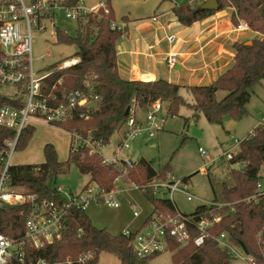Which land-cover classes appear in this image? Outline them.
Listing matches in <instances>:
<instances>
[{"label":"trees","instance_id":"16d2710c","mask_svg":"<svg viewBox=\"0 0 264 264\" xmlns=\"http://www.w3.org/2000/svg\"><path fill=\"white\" fill-rule=\"evenodd\" d=\"M79 0H67L69 5ZM218 9L230 6L233 8L231 19L234 24L242 19L260 37L234 44L235 54L232 64L208 85L182 86L164 79L150 81L127 80L119 75L115 44L125 33V28H111L115 21L109 0L105 1L108 12L99 8L96 14H86L78 19V31L70 37L60 29H56V39L64 44H72L77 48L73 56L79 61L66 68L46 69L47 76L42 79L41 93L44 97L54 94L62 100L63 95L75 89L84 88L86 81L91 82L94 93L98 96V104L92 109L88 118L78 115L59 123L69 133L74 132L81 138L89 137L94 143L106 145L113 133L124 124L128 115L124 114L129 106L145 109L154 101L166 103V114L175 116L181 105H187L194 113L204 115L209 123L221 124L224 116L239 119L246 114V104L251 97L254 84L264 80V0H217ZM260 2V6L257 3ZM199 5L182 2L173 6L172 12L178 22L185 26L200 20L216 10H197ZM122 22H127L125 16ZM185 88L192 95V102H186L180 93ZM219 91L224 95L217 97ZM20 107L22 102L0 93V106ZM34 125L24 128L17 139L16 147H23L32 137ZM239 143L238 152L228 163L230 167L228 180L219 186V195L214 192L217 202L242 200L254 191L256 175L264 163V123L253 129ZM15 136V130L0 126V158L4 141ZM44 160L41 163L11 165L9 168L10 184L21 189L25 194L34 195L37 200L62 202L64 197L58 192L55 180L58 175L68 171L74 164L83 175L89 176V183L96 184L102 192L113 188L114 178L127 177L137 185L144 184L154 176H164L166 169L155 170L151 161L140 158L134 167L124 164L105 163L98 151H90L86 147L72 149L69 146L68 157L60 161L54 146L46 143L43 146ZM1 166V162H0ZM134 169V170H133ZM124 170L126 172L124 173ZM129 174V176H128ZM187 181V177L182 178ZM86 184V185H88ZM84 185V187L86 186ZM83 187V188H84ZM153 206L152 213H173L174 206L168 199L154 198L151 188L142 191ZM30 210L28 202L18 205H4L0 209V230L10 238H18L24 234L25 220ZM204 212L211 215L216 209L205 204L198 205L190 215L198 221ZM222 218L208 229L209 235L203 245L195 247L192 243L180 245L169 239L168 250L171 251L172 264H230L233 260L225 251L217 247L213 236L223 231L229 234L233 244L242 248L247 254L256 258L258 264H264V256L258 242L264 240V199L256 203L239 202L234 210H220ZM151 213V214H152ZM150 216L145 220L146 223ZM60 239L46 244L37 253L50 262L75 260L81 255L89 254L85 263L95 264L101 252L117 257L120 264H149L157 256L138 257L131 248V235L122 232L113 235L106 228L95 226L85 213V209L70 207L63 221ZM195 233V230H192ZM76 264V261H73Z\"/></svg>","mask_w":264,"mask_h":264},{"label":"built area","instance_id":"2783aa9c","mask_svg":"<svg viewBox=\"0 0 264 264\" xmlns=\"http://www.w3.org/2000/svg\"><path fill=\"white\" fill-rule=\"evenodd\" d=\"M67 0H0V86L14 88L11 98L19 99L22 102L20 107L11 105L0 106V126L15 130V136L4 141V148L0 158V209L4 205H18L28 202L30 210L25 220V231L21 237L10 238L0 230V264H76L85 263L89 254L81 255L77 259L50 262L37 253L49 242L58 240L62 236L63 221L70 207L86 209L90 204L98 206L106 205L117 208L119 203L116 196L121 192L118 182L121 176L114 178L113 188L108 192H102L96 184H88L78 194L69 191L62 194L63 186H57L58 192L64 197L62 202L37 200L34 195L25 194L21 189L10 184L9 168L12 165L11 159L16 150V142L20 132L29 125L44 123L57 125L70 120L78 115L80 118H88L89 113L96 106H90L93 102L98 104V96L94 93L91 82L86 81L84 88L69 91L60 100L58 96L50 94L44 97L41 93L42 79L47 76L45 72L38 75L40 70H35L32 57V44L34 33L48 31L50 35H56V20L59 14L67 20L78 22L86 14H96L99 8L108 12L105 1L87 7L83 0L76 4L69 5ZM239 21V22H238ZM234 30L239 33L250 31L247 22L238 19ZM125 27L122 21H112L111 28L121 30ZM61 30V29H60ZM65 34V30H61ZM168 42L175 39L173 34L168 35ZM57 40V39H56ZM49 52H47L48 54ZM78 56H70L61 62V68L76 64ZM175 59L172 55L168 64L173 66ZM160 101H154L144 110V117L139 118L135 113V106H131L124 124L119 128L120 138L117 149L114 151L113 160H105V163L124 164L127 168L134 167L137 160L128 155L118 158V154L129 148L130 140L146 133L148 137L155 136L156 132L163 128L166 116L160 113ZM261 123H264V119ZM253 130L249 133L252 135ZM71 148L86 147L90 151H98L102 148L100 143H94L89 138H81L78 134L71 132ZM241 140H234L232 147L223 151L216 159L209 158L208 153L199 147V154L206 160L207 166L213 164L222 157L229 161L238 152ZM126 170H124V173ZM132 187L143 191L144 188H151L159 199H168L174 206L173 213L155 212L150 215L146 223H142L135 231L124 229L122 233L131 235L132 251L140 258H146L153 254H160L168 249L169 239L180 245L192 243L195 247L203 245L208 237V229L221 218L220 210L229 208L234 210V205L239 202L256 203L264 199V163L261 165L255 181L254 191L242 200L236 202H204L205 205L217 210L213 215L204 212L198 221H194L190 215L181 213L174 201L176 192L182 193L187 201L201 200L192 194L188 185L179 178L174 177L170 172L164 176H154L144 184L127 183ZM135 217L139 216L134 211ZM195 230V233L192 230ZM218 248L225 251L232 259L240 258L247 264H258L256 258L247 254L242 248L232 243L229 234L225 231L214 235ZM264 256V240L258 242Z\"/></svg>","mask_w":264,"mask_h":264},{"label":"rangeland","instance_id":"374dc122","mask_svg":"<svg viewBox=\"0 0 264 264\" xmlns=\"http://www.w3.org/2000/svg\"><path fill=\"white\" fill-rule=\"evenodd\" d=\"M99 1L105 0H83L88 7ZM109 1L114 20L121 21V17L124 15L145 16L152 13L154 7L161 0ZM174 1L181 3L188 0ZM192 3L201 4L196 0H193ZM58 14L60 18L56 20L55 24L57 29L65 30L70 37H75L78 23L65 19L62 12ZM251 31L254 30L251 29ZM76 51L75 45L58 42L54 33L52 35L48 31L34 33L32 57L35 70H40L38 75L44 74L47 67L52 64L53 68H60L62 60L74 55ZM47 52L49 53L47 54ZM252 90L253 93L246 104V114L239 119L226 115L222 124L209 123L200 113L199 117H196L198 113L194 114L187 105H181L178 114L171 116L166 114V103H161L160 113L166 116L163 128L158 130L155 136L151 138L147 136L149 139L142 134L140 138L130 140L129 148L118 154V158H124L127 155L130 158L134 155L137 158L143 157L147 161H151L152 167L157 171L166 169L167 165V170H170L174 177H187L189 191L200 197L201 200L187 201L182 193L176 192L173 201L181 213H192L198 205L212 202L215 198L214 195L220 194V184L228 180L230 167H238V165L231 166L223 157L216 160L211 167L205 166L207 162L199 154V147L204 149L209 158L214 160L223 151L232 147L234 140L244 139L264 119V80L254 84ZM14 91V88L10 86H0V93L3 95L11 96ZM180 93L186 102H192V95L188 90L182 89ZM224 93V91H219L217 97H222ZM144 113L145 111L137 110V115L141 116ZM119 138L120 131L117 130L110 137L109 142L100 149V155L105 160L115 158L114 151L117 149ZM70 141L71 136L65 129L56 125L36 124L34 133L26 145L18 147L14 151L11 163L18 165L43 162V146L46 143H51L54 146L60 161H65L68 157ZM203 169L207 170L206 175ZM88 181V175L81 174L74 164H70L66 173L57 176L55 185L63 186L62 194L69 191L78 194ZM130 181L131 179L127 177L125 181L121 179L118 182L117 186L122 190L116 196V201L119 203L117 208L90 204L85 209L86 215L95 226L106 228L111 234L116 235L125 228L136 230L151 215L153 206L150 198L141 190L127 184L134 183ZM153 197L158 198L156 194ZM236 201L238 200H234L232 203ZM134 211L139 212L138 217L133 215ZM171 253L164 248L160 254L149 261V264H172ZM95 264H120V262L116 256L101 252ZM230 264L247 263L240 258H235L231 260Z\"/></svg>","mask_w":264,"mask_h":264},{"label":"crops","instance_id":"0c3cea01","mask_svg":"<svg viewBox=\"0 0 264 264\" xmlns=\"http://www.w3.org/2000/svg\"><path fill=\"white\" fill-rule=\"evenodd\" d=\"M196 1L199 4L203 2ZM175 4L179 3L161 0L148 15H124L127 18V22H124L125 33L115 44L117 69L122 78L142 81L164 79L182 86L208 85L232 64L236 42L260 37L256 31L239 33L234 30L235 24L231 19L233 8L230 6L185 26L178 22L172 12ZM170 34L175 36L171 43L166 38ZM170 55L175 59L173 66L168 64ZM137 110H145H135L136 116L143 118L144 114L137 115ZM196 117H199V113ZM36 124L41 123L34 126ZM143 135L151 138L146 133ZM132 158L140 159L135 155ZM167 172L171 173L170 170ZM203 172L206 175L207 170L203 169ZM184 182L188 185L187 181Z\"/></svg>","mask_w":264,"mask_h":264},{"label":"water","instance_id":"95a60500","mask_svg":"<svg viewBox=\"0 0 264 264\" xmlns=\"http://www.w3.org/2000/svg\"><path fill=\"white\" fill-rule=\"evenodd\" d=\"M260 2L257 3V6H260ZM219 7L217 0H206L203 3H201L198 7L197 10H217ZM263 18H264V14H263ZM248 44H250V41L247 42ZM97 103L93 102L90 106H96ZM129 106L125 109L124 114L127 116L129 114Z\"/></svg>","mask_w":264,"mask_h":264}]
</instances>
